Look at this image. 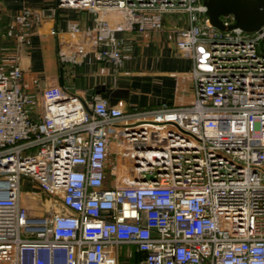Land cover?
I'll return each mask as SVG.
<instances>
[{
	"label": "built area",
	"instance_id": "2783aa9c",
	"mask_svg": "<svg viewBox=\"0 0 264 264\" xmlns=\"http://www.w3.org/2000/svg\"><path fill=\"white\" fill-rule=\"evenodd\" d=\"M56 4L93 14L88 25L66 22L81 39L60 48L63 64L92 53L119 68L118 32L164 29L174 16L169 28L192 59L195 93L187 103L125 109L50 84L38 118L22 68L0 66V264H117L110 244L119 242L144 253L139 264H264V24L219 29L203 0ZM41 18L38 9L14 15L27 30ZM22 176L57 206L37 213L39 199L26 204Z\"/></svg>",
	"mask_w": 264,
	"mask_h": 264
},
{
	"label": "crops",
	"instance_id": "0c3cea01",
	"mask_svg": "<svg viewBox=\"0 0 264 264\" xmlns=\"http://www.w3.org/2000/svg\"><path fill=\"white\" fill-rule=\"evenodd\" d=\"M40 10L42 18L28 30L14 21L22 10ZM87 9L57 6L56 0H0V66L11 69L18 65L23 71V85L35 98V115L42 116L41 90L59 84L64 91L85 97L86 90L97 84L127 89V97L117 105L123 108L157 107L190 102L194 97V83L190 75L192 59L175 45V32L169 28L174 16L164 17L165 28L150 31H121L123 64L115 68L108 62L96 61L87 53L78 64H63L59 50L73 49L81 36H72L66 29L68 20L82 25L92 23ZM113 22L114 14L107 15ZM179 23H184L180 21ZM56 32L52 33L51 30ZM26 204L40 200L41 189L22 190ZM41 201V200H40ZM51 208V204L49 209ZM45 205L42 211L45 213ZM117 264H139L144 256L132 242L110 244Z\"/></svg>",
	"mask_w": 264,
	"mask_h": 264
},
{
	"label": "water",
	"instance_id": "95a60500",
	"mask_svg": "<svg viewBox=\"0 0 264 264\" xmlns=\"http://www.w3.org/2000/svg\"><path fill=\"white\" fill-rule=\"evenodd\" d=\"M206 6V14L210 22L219 29H230L240 27L245 31L260 29L264 24V0H203ZM232 14L234 22L225 25L220 15ZM264 41V39H263ZM94 94H100L106 98L110 105H114L120 98L127 97V89L111 88L104 84H97L86 90L85 98L92 100ZM41 203L48 211L51 204V196L48 192L41 190L39 194ZM60 212H64L62 208Z\"/></svg>",
	"mask_w": 264,
	"mask_h": 264
},
{
	"label": "rangeland",
	"instance_id": "374dc122",
	"mask_svg": "<svg viewBox=\"0 0 264 264\" xmlns=\"http://www.w3.org/2000/svg\"><path fill=\"white\" fill-rule=\"evenodd\" d=\"M117 158L122 162V164H120L121 170L124 168V166H127L128 167V172L130 174H132L133 171H134V168L127 162V160L120 154V152L118 153ZM113 162H114L113 155L110 154L107 166L110 167ZM112 180H113L112 175H110L109 172L107 171V174H106V185H111L112 183H114V180L113 181ZM118 183H121V181H118ZM34 186H36V182L34 180L30 179L29 177L22 176V179H21V188H22V190H24V189L25 190L26 189L27 190L28 189H32ZM38 203H39V205L42 204L40 200H39ZM57 203H58V200L51 199V207H56ZM40 210L42 211V208L39 206L37 211H40ZM45 212H48V211H45Z\"/></svg>",
	"mask_w": 264,
	"mask_h": 264
}]
</instances>
